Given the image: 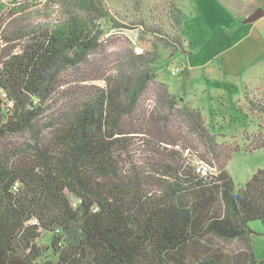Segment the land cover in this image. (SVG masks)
Segmentation results:
<instances>
[{"label": "trees", "instance_id": "trees-1", "mask_svg": "<svg viewBox=\"0 0 264 264\" xmlns=\"http://www.w3.org/2000/svg\"><path fill=\"white\" fill-rule=\"evenodd\" d=\"M138 3L137 20L112 27L188 55L183 11ZM4 25L0 16V264H264L249 227H264V167L236 187L222 167L182 161L199 147L224 162L231 152L156 80L155 47L110 59L104 31L82 22L31 32L5 54L17 37ZM68 69L85 74L77 87ZM88 81L103 86L85 91ZM245 98L264 115V99Z\"/></svg>", "mask_w": 264, "mask_h": 264}, {"label": "rangeland", "instance_id": "rangeland-1", "mask_svg": "<svg viewBox=\"0 0 264 264\" xmlns=\"http://www.w3.org/2000/svg\"><path fill=\"white\" fill-rule=\"evenodd\" d=\"M89 1L0 0V16L5 19L2 30L8 31V36L17 37L13 43H4L5 54L17 51L31 32L52 31L62 25L82 22L93 23L104 31L105 37L110 39L106 45L110 59H116L118 51L141 52L155 47L160 56L153 65L156 80L166 84L170 94L183 100L179 103L199 109L211 133L231 152V159L226 163L199 147L198 151H191L192 154L184 153L182 161L190 167L198 162L204 170L222 167L236 187L243 186L264 167V147H259L264 144V115L249 110L245 98L248 93L259 102L264 99V14L261 19L253 20L239 12L242 4L254 0H139L137 7L144 9L153 2L151 6L157 5L165 14L170 5L183 11V29L187 35L182 37L188 55L164 48L151 34L112 27V20L127 25L137 20L140 8L136 10L135 4L138 0ZM154 20L158 21V16ZM82 76L85 74L68 69L64 80L77 87L75 81ZM81 86L86 91L93 86L102 87L103 82L88 81ZM188 138L192 145L201 144L193 134ZM255 147L259 148L253 150ZM249 227L254 232L252 245L256 259L262 262L264 227L258 221L250 223ZM49 239L50 235H43L38 245L46 246Z\"/></svg>", "mask_w": 264, "mask_h": 264}, {"label": "crops", "instance_id": "crops-1", "mask_svg": "<svg viewBox=\"0 0 264 264\" xmlns=\"http://www.w3.org/2000/svg\"><path fill=\"white\" fill-rule=\"evenodd\" d=\"M264 0H254L253 3H247V4H242L239 8L240 14H242L244 17H251L254 14H257V10H259L260 8H262V4H263ZM261 16H258V19H261Z\"/></svg>", "mask_w": 264, "mask_h": 264}, {"label": "water", "instance_id": "water-1", "mask_svg": "<svg viewBox=\"0 0 264 264\" xmlns=\"http://www.w3.org/2000/svg\"><path fill=\"white\" fill-rule=\"evenodd\" d=\"M262 14H264V8H260V9L257 11V14H254V15L251 16L250 18L254 20V19H257L258 16H260V15H262Z\"/></svg>", "mask_w": 264, "mask_h": 264}, {"label": "flooded vegetation", "instance_id": "flooded-vegetation-1", "mask_svg": "<svg viewBox=\"0 0 264 264\" xmlns=\"http://www.w3.org/2000/svg\"><path fill=\"white\" fill-rule=\"evenodd\" d=\"M262 8H264V2H263V4H262ZM258 11V10H257ZM257 11H255V12H257Z\"/></svg>", "mask_w": 264, "mask_h": 264}]
</instances>
